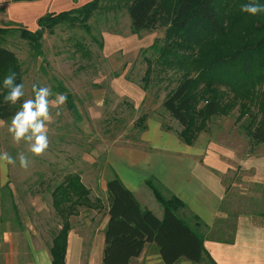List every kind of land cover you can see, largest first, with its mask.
<instances>
[{
    "label": "rangeland",
    "instance_id": "rangeland-1",
    "mask_svg": "<svg viewBox=\"0 0 264 264\" xmlns=\"http://www.w3.org/2000/svg\"><path fill=\"white\" fill-rule=\"evenodd\" d=\"M104 6L106 9L88 23L91 34L68 21L52 33L46 30L40 56L18 32L0 35V45L20 61L24 99L33 96V84L50 87L52 100L63 94L60 88H64L72 95L79 114L77 118L70 112L67 102L59 109H50L49 147L40 156L29 151L30 142L15 143L7 131L11 121L0 120L4 121L0 125V152L6 151L15 159L14 165L0 162L7 169L0 168V264L5 263L4 252L8 253L3 246L6 240L12 241L14 250L10 264H34L29 246L38 250L50 247L67 219H92L93 212L86 204L76 207L75 215L67 219L55 210L53 192L69 176L81 179L94 206L107 208L104 187L114 176L107 159L110 150L139 146L142 128L149 120L178 135L182 130L162 107L165 96L178 86L179 75L152 76L149 88H143L145 60L155 58L151 47L166 37L167 20L154 30L134 33L124 2L108 0ZM31 11L18 9L14 15L25 18ZM23 25L27 28L31 24ZM7 27L13 26L0 24V28ZM259 92L263 94L264 85ZM240 107L238 103L226 114L209 119L197 134L188 135L196 138L194 147L217 155L228 167L222 210L230 224L240 217L264 218V143H254L249 137L260 116L254 107L248 111L252 116ZM144 116L146 119L139 121ZM20 153L28 158L26 169L19 164Z\"/></svg>",
    "mask_w": 264,
    "mask_h": 264
},
{
    "label": "trees",
    "instance_id": "trees-1",
    "mask_svg": "<svg viewBox=\"0 0 264 264\" xmlns=\"http://www.w3.org/2000/svg\"><path fill=\"white\" fill-rule=\"evenodd\" d=\"M107 1L92 0L80 9L47 14L38 20L36 31L14 25L0 28V35L18 32L40 56L46 30L52 33L68 21L91 34L88 23L96 13L106 9ZM121 1L134 33L154 30L167 20L166 37L161 44L158 41L151 47L155 58L145 60L143 88H149L152 76L162 79L167 73L179 75L178 86L165 96L162 107L182 127L179 138L183 143L193 146L196 138L188 135L197 134L209 119L226 114L238 103L247 114L253 107L257 109L260 120L249 137L254 143H264V92H259L264 85V12L252 16L241 11L242 5L253 0H116ZM255 2L264 5V0ZM100 45L103 49V44ZM9 70L17 73L16 83H23L19 59L0 45V120L4 121L10 120L24 99L15 106L5 104L7 89L3 87V80ZM60 91L67 95L70 112L79 118L72 95L64 88ZM163 128L171 130L164 124ZM142 129L145 131L146 127ZM106 188L109 222L105 230L103 264H130L143 253L147 244L159 248L165 264H176L182 259L194 264H215L211 258L204 260V239L176 214L174 205L182 206L178 201H166L155 192L165 208L160 220L142 209L133 192L115 174ZM53 205L64 219L75 215L76 207L84 205L88 211L97 208L77 176H69L55 189ZM70 230L67 219L52 240V264H66Z\"/></svg>",
    "mask_w": 264,
    "mask_h": 264
},
{
    "label": "crops",
    "instance_id": "crops-1",
    "mask_svg": "<svg viewBox=\"0 0 264 264\" xmlns=\"http://www.w3.org/2000/svg\"><path fill=\"white\" fill-rule=\"evenodd\" d=\"M91 1L0 0V9L3 10L0 24L29 26L30 23L27 28L36 31L38 20L45 15L80 9ZM28 8L35 14L31 11L30 17L25 18L14 15L18 9L25 12ZM138 142L137 147L110 150L107 159L113 175L133 192L143 210L163 219L165 208L155 195L158 191L164 200H176L182 204L174 205L176 214L204 239L205 261L211 258L215 264H264V218L260 217L259 221L240 217L230 224L228 215L222 210L227 195L224 178L228 167L221 158L186 145L176 131H167L160 122L152 120L146 122V130ZM107 182L104 187L106 194ZM107 211L108 207H97L90 211L93 212L92 219L70 222L66 264H103L105 230L109 222ZM11 243V240L3 242L4 250L8 251L4 252V264H10L14 253ZM51 246L41 250L28 247L29 252L35 255L34 264H52ZM130 264L165 263L159 248L155 244H147L143 253ZM176 264L194 263L182 259Z\"/></svg>",
    "mask_w": 264,
    "mask_h": 264
},
{
    "label": "clouds",
    "instance_id": "clouds-1",
    "mask_svg": "<svg viewBox=\"0 0 264 264\" xmlns=\"http://www.w3.org/2000/svg\"><path fill=\"white\" fill-rule=\"evenodd\" d=\"M241 11L255 16L264 12V5L253 2L242 5ZM17 73L9 70V73L3 80V87L7 89L4 95V102L9 106H15L21 102L25 96L24 84L16 83ZM33 96L28 99H23L20 103V108L10 118V124L7 126V131L11 135L12 140L19 144L22 140L30 142L29 151L35 156L42 155L49 147L48 124L52 121L50 109L55 107L59 109L67 101L66 94H57L54 100L51 88L48 86L32 85ZM60 112L57 111V115ZM4 121H0L2 125ZM0 162L7 164H15V159L8 152H0ZM19 164L22 168H27L29 165L28 158L23 154H19ZM0 168L6 165L0 163Z\"/></svg>",
    "mask_w": 264,
    "mask_h": 264
}]
</instances>
